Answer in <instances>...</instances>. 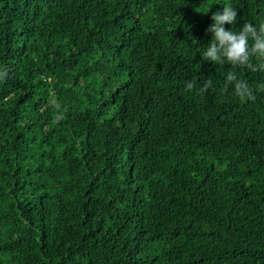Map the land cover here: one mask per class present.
<instances>
[{"label":"trees","instance_id":"1","mask_svg":"<svg viewBox=\"0 0 264 264\" xmlns=\"http://www.w3.org/2000/svg\"><path fill=\"white\" fill-rule=\"evenodd\" d=\"M225 5L264 23V0H0V264H264V91L224 85L264 73L200 54Z\"/></svg>","mask_w":264,"mask_h":264},{"label":"clouds","instance_id":"2","mask_svg":"<svg viewBox=\"0 0 264 264\" xmlns=\"http://www.w3.org/2000/svg\"><path fill=\"white\" fill-rule=\"evenodd\" d=\"M210 8L208 9V11ZM207 11V12H208ZM206 12V13H207ZM238 11L236 8L225 5L222 11L217 10L212 13V23L207 28L211 33V40L200 52L202 60L216 64H230L235 68H246L253 72L264 73V23L254 25L245 23L237 32L233 30V25L237 23ZM231 25V28H226ZM258 59L259 63H254ZM6 73H0V80ZM225 88L232 87L234 95L243 102H254L257 93L264 91V83H259L254 88L247 81L238 78L235 71L227 74L224 81ZM213 86V81L206 80L201 87L196 88L195 81H186L188 90H196L198 94H203ZM53 105H59L53 101ZM61 119L57 116V120Z\"/></svg>","mask_w":264,"mask_h":264}]
</instances>
